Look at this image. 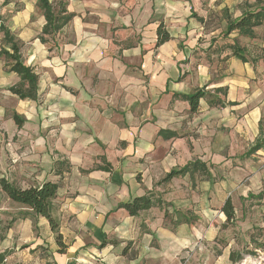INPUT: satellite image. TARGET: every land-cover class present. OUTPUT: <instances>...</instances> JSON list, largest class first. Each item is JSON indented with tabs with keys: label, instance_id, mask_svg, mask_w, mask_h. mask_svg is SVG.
Segmentation results:
<instances>
[{
	"label": "crops",
	"instance_id": "0c3cea01",
	"mask_svg": "<svg viewBox=\"0 0 264 264\" xmlns=\"http://www.w3.org/2000/svg\"><path fill=\"white\" fill-rule=\"evenodd\" d=\"M50 1L56 7L65 2L75 16L43 42L46 19L38 0H4L2 14L9 13L4 24L23 44L24 64L38 75V99L11 91L21 78L0 56V183L5 179L21 188L57 183L51 211L59 228L54 231L46 217L12 201L0 184V264L162 259L167 239L177 241L188 225L166 226L165 205L136 216L120 205L148 193L170 202L166 183L159 182L172 169L195 160L210 169L227 157L218 149H250L264 135L262 108L249 111L252 125L246 127L252 133H247L232 112L253 107L233 90L247 86L248 79L215 81L205 63L195 70L187 49L176 43L182 37L170 30L171 39L156 46L170 0L167 7L160 0ZM3 37L0 30V51ZM194 85L211 94L222 89L225 105L211 106L210 97L202 98L192 113L190 102L174 94L193 93ZM14 115L23 119L21 126ZM114 237L118 244L110 242ZM128 241L136 250L131 257L123 255ZM223 255L229 264L238 263L231 251Z\"/></svg>",
	"mask_w": 264,
	"mask_h": 264
},
{
	"label": "rangeland",
	"instance_id": "374dc122",
	"mask_svg": "<svg viewBox=\"0 0 264 264\" xmlns=\"http://www.w3.org/2000/svg\"><path fill=\"white\" fill-rule=\"evenodd\" d=\"M162 1L167 7V0ZM4 3L0 0V24L6 23L9 15L7 12L2 14ZM260 4L264 5V2L170 0V14L164 24L167 30L176 33V38L182 37L176 43L179 49H187L195 70L205 63L210 66L215 81H224L226 77L249 80L247 86L238 84L233 86V90L237 97L242 99L244 94L250 99L253 107L232 112L247 133H252V128L246 127V123L251 124L249 111L258 106L262 108L264 132V24L256 28L254 38L238 32L226 35L227 17L223 9L227 8L231 17L236 18L243 11L255 9ZM192 13L203 17L204 21ZM234 43L246 48L247 62L233 56L231 45ZM182 78L180 76L179 80ZM198 88L196 85L193 87L194 90ZM223 130L222 126L218 128L220 132ZM218 150L227 157L211 165L210 175L201 171L194 177H179L177 184L174 181L165 184L168 187L166 193L173 199L170 202L165 200V208L168 209L165 225L173 230L184 222L188 225L187 231L185 235H179L183 237L177 241L167 239L162 259L157 258L151 263L145 260L140 264H229L228 260H223V254L228 251L239 264L245 256L255 261L264 254V196L259 198L264 190V150L251 156L245 154L248 149ZM228 197L235 209V216L230 220L221 211ZM176 199L182 202L177 204ZM194 226L198 228V234L194 233ZM185 236L189 242L182 244ZM110 242L118 244L120 241L114 237ZM123 247V255L131 257L136 252L132 242H126ZM159 247L162 248L160 243Z\"/></svg>",
	"mask_w": 264,
	"mask_h": 264
},
{
	"label": "trees",
	"instance_id": "16d2710c",
	"mask_svg": "<svg viewBox=\"0 0 264 264\" xmlns=\"http://www.w3.org/2000/svg\"><path fill=\"white\" fill-rule=\"evenodd\" d=\"M264 0H256V3H263ZM38 5L44 12L46 24L43 28V36L41 37L43 42H46L45 35H55L59 33L66 25H68L75 14L67 10V5L63 1L58 2L56 7L50 0H38ZM227 17V26L225 34L229 35L233 32L254 38L256 34V28L264 24V5L256 7L255 9L243 11L239 17L232 18L227 8L223 9ZM194 17H197L200 21H204L203 17L198 16L196 13H192ZM0 30L3 32V46L0 51V56L8 61L9 70L16 72L21 81L16 86L11 87V91L17 94L21 99H38V86H37V73L30 67L26 66L22 60V43L16 40L15 35L11 32L9 27L4 23L0 24ZM158 39L156 46H160L171 39L170 33L160 24L157 30ZM9 48V49H8ZM232 54L236 58L247 62L246 48L241 47L234 43L231 45ZM222 89H217L216 94H211L206 91L205 88H200L190 94H174L176 97H181L190 102L191 112L195 113L199 109L200 100L202 98L210 97L209 104L211 106L223 107L225 101L219 96V92ZM230 104H235L231 102ZM16 123L21 126L23 119L18 115H14ZM263 134V133H262ZM264 148V135L260 136L256 143L247 150L245 153L247 156L255 154L260 149ZM206 175H210V170L207 164L201 160H195L187 163L184 167L179 169H172L166 176L159 182L168 183L176 177H184L186 175L194 176L195 173L201 172ZM1 188L8 195V197L17 203L26 205L34 210V212L40 216L46 217L52 229L57 231L59 228L58 221L53 217L51 211V202L57 196L58 184L52 181L44 183L40 187L21 188L13 185L5 179L1 180ZM264 190L260 193L259 198H263ZM166 205V202L161 197H156L153 193H148L142 196L134 197L132 200L122 203L120 206L125 208L130 215L136 216L142 211L149 210L156 206ZM224 212L228 220L233 219L235 216V209L231 198H228L223 207ZM166 211V217H167ZM57 242L60 246V251H65V245L62 241V235L57 234ZM105 243H103L104 246ZM91 264H104L100 261L92 262Z\"/></svg>",
	"mask_w": 264,
	"mask_h": 264
},
{
	"label": "built area",
	"instance_id": "2783aa9c",
	"mask_svg": "<svg viewBox=\"0 0 264 264\" xmlns=\"http://www.w3.org/2000/svg\"><path fill=\"white\" fill-rule=\"evenodd\" d=\"M251 262L252 264H264V254H260V256L255 261H253L250 256H245V258L239 264H251Z\"/></svg>",
	"mask_w": 264,
	"mask_h": 264
}]
</instances>
